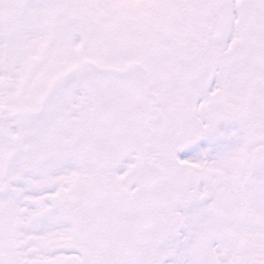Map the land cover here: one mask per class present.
I'll list each match as a JSON object with an SVG mask.
<instances>
[{
    "label": "snow or ice",
    "instance_id": "6c2138e0",
    "mask_svg": "<svg viewBox=\"0 0 264 264\" xmlns=\"http://www.w3.org/2000/svg\"><path fill=\"white\" fill-rule=\"evenodd\" d=\"M0 264H264V0H0Z\"/></svg>",
    "mask_w": 264,
    "mask_h": 264
}]
</instances>
